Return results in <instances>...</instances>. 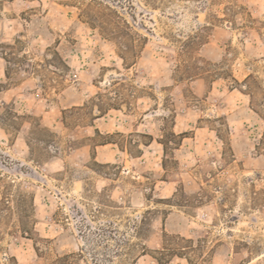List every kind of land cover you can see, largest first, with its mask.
<instances>
[{
	"label": "rangeland",
	"instance_id": "1",
	"mask_svg": "<svg viewBox=\"0 0 264 264\" xmlns=\"http://www.w3.org/2000/svg\"><path fill=\"white\" fill-rule=\"evenodd\" d=\"M0 264H264V0H0Z\"/></svg>",
	"mask_w": 264,
	"mask_h": 264
}]
</instances>
